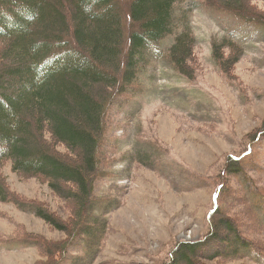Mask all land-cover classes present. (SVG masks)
<instances>
[{
  "label": "rangeland",
  "instance_id": "1",
  "mask_svg": "<svg viewBox=\"0 0 264 264\" xmlns=\"http://www.w3.org/2000/svg\"><path fill=\"white\" fill-rule=\"evenodd\" d=\"M251 5L264 9L263 1ZM179 8L196 40L194 77L185 81L155 59L145 70L150 78L141 83V96L108 113L111 142L105 150L113 164L96 182L94 197L101 204L113 196L118 206L106 214L103 240L89 239L95 232L90 209L82 216L91 227L85 238H74L72 249L56 257L69 236L23 206L40 207L66 223L71 211L45 181L12 173L4 163L0 264H174L177 245L209 238L223 216L260 255L243 259L233 254L231 235L220 241L213 236L195 264H264V35L206 10L200 0H182ZM223 42L233 50L213 57V46ZM229 160L239 161L237 172L231 173ZM216 209L221 212L212 216ZM103 217L101 210L92 216ZM219 250L221 256L212 258Z\"/></svg>",
  "mask_w": 264,
  "mask_h": 264
},
{
  "label": "trees",
  "instance_id": "2",
  "mask_svg": "<svg viewBox=\"0 0 264 264\" xmlns=\"http://www.w3.org/2000/svg\"><path fill=\"white\" fill-rule=\"evenodd\" d=\"M200 1L206 10L229 15L264 35V9L254 10L251 3L255 0ZM181 2L0 0V165L6 163L12 173L45 181L71 211L72 225L40 207L23 206L69 236L56 249V257L72 249L74 238H85L91 227L82 216L90 209L103 211L104 217L93 219L91 213L88 220L95 232L89 239L103 240L106 214L118 206L113 196H106L101 204L94 197L96 182L107 176L106 169L113 164L105 150L111 142H106L111 108L141 96V83L150 78L145 70L155 59L185 81L193 80L196 40L179 8ZM231 45H214L213 57L220 58L222 49L232 51ZM236 62L237 57L229 64ZM229 161L231 173L237 172L239 161ZM6 200L0 178V202ZM220 212L216 209L212 216ZM221 230L224 234L219 235ZM229 235L233 254L250 261L254 253L260 255L257 249L249 250V242L238 236L225 216L209 238L220 241ZM209 238L177 245L174 264H195L197 252L213 240Z\"/></svg>",
  "mask_w": 264,
  "mask_h": 264
}]
</instances>
